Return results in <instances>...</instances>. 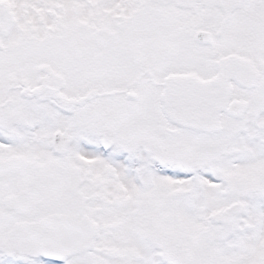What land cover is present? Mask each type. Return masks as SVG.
<instances>
[{"label": "snow or ice", "instance_id": "1", "mask_svg": "<svg viewBox=\"0 0 264 264\" xmlns=\"http://www.w3.org/2000/svg\"><path fill=\"white\" fill-rule=\"evenodd\" d=\"M0 264H264V0H0Z\"/></svg>", "mask_w": 264, "mask_h": 264}]
</instances>
